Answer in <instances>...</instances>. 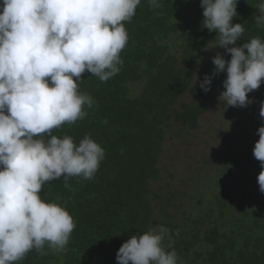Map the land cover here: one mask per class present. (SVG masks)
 <instances>
[{
	"label": "trees",
	"instance_id": "obj_1",
	"mask_svg": "<svg viewBox=\"0 0 264 264\" xmlns=\"http://www.w3.org/2000/svg\"><path fill=\"white\" fill-rule=\"evenodd\" d=\"M261 2L239 0L233 24H242L245 31L238 46L257 36L264 39V26L254 20ZM161 3V8L153 9L142 0L131 22H125L129 39L120 53L123 65L118 74L106 82L89 73L83 75L79 91L94 100L91 109L85 106L88 115L52 130V135H68L77 144L91 136L105 150L94 178L70 177V187H65L61 177L42 186L41 198L62 205L73 217L76 227L68 244L63 251H53L46 244L45 254L33 250L16 264H117L116 255L124 242L158 225L153 198L164 194L152 183L163 181L160 163L170 123L176 120L191 131L200 128L208 106L199 100L202 90L199 82L194 83L197 69L204 64L202 80L215 69L207 48L214 47L226 60L231 59L218 47V34L202 28L201 0ZM204 59L210 62L204 63ZM226 78L225 72L212 80L213 98L224 89ZM248 95L253 102L246 108L237 107L244 118L239 136L227 139L233 145L219 152L231 165L222 168L220 176L214 172L215 178L208 177L203 197H212L206 200L207 207L181 225L166 226L180 264H264V194L257 182L260 162L253 155L257 131L264 126L259 115L264 83ZM216 155L212 153L210 163ZM169 192L167 199L177 196L184 200L176 210L180 205L190 209L195 202L199 204L198 195ZM254 199L258 204L243 215L240 203Z\"/></svg>",
	"mask_w": 264,
	"mask_h": 264
},
{
	"label": "clouds",
	"instance_id": "obj_2",
	"mask_svg": "<svg viewBox=\"0 0 264 264\" xmlns=\"http://www.w3.org/2000/svg\"><path fill=\"white\" fill-rule=\"evenodd\" d=\"M146 2L153 9L163 6L161 0ZM141 3L142 0L0 3V264H16L33 250L45 254L46 244L53 251H63L68 244L76 227L73 217L62 205L45 202L40 196L42 186L61 177L65 187H70V177L94 178L105 150L91 136L77 144L68 135H52V130L84 119L88 115L85 106L93 107L91 95L78 88L85 73L102 82L119 73L123 65L120 53L129 39L125 22H131ZM238 3L239 0H201L202 28L218 34V47L225 49L231 59L226 60L221 53L208 59L215 69L211 76H203L200 87L205 93L211 91L215 76L226 72L225 91L218 99L228 107L246 108L253 102L248 94L264 83V39L257 36L237 45L245 31L242 24H233ZM257 10L255 23L264 26V0ZM213 48L206 50L210 54ZM259 115L264 118V101L260 102ZM45 135L50 138L45 139ZM257 135L253 155L260 162L257 182L264 194V126ZM162 199L153 198L158 225L124 242L116 255L117 264H180L166 227L173 223L169 216L174 211L166 209ZM207 205L200 197L199 204L190 208L194 218L195 212Z\"/></svg>",
	"mask_w": 264,
	"mask_h": 264
},
{
	"label": "rangeland",
	"instance_id": "obj_3",
	"mask_svg": "<svg viewBox=\"0 0 264 264\" xmlns=\"http://www.w3.org/2000/svg\"><path fill=\"white\" fill-rule=\"evenodd\" d=\"M218 53L216 48H213L208 55V59L216 56ZM203 64H200L197 69V74L194 83L200 86L201 74H203ZM202 90V96L199 100L207 103L208 112L200 119V128L196 131H191L176 120H173L171 129L167 133V143L165 150L161 156L160 168L163 173V181L160 185H155V189L164 196L162 205L166 209L173 212V217L170 219L173 223L187 222V218L193 213L186 206H181L176 210L180 201H184L182 197L174 196L172 199H167L165 196L172 193L180 194L185 191L187 195H198L205 202L212 195L205 194L204 188L210 183V177L215 178L220 176L222 168H229L230 163L224 162L219 155L220 150H225V147L232 146V143H227V139H233L239 136L240 124L244 123V118L237 107H228L226 102L220 101L218 98L221 93L212 97V91L205 93ZM244 135L245 130L242 131ZM222 133V134H221ZM232 133L231 135H229ZM213 152H217L214 162L210 163L209 158ZM215 172V176H214ZM252 174V170L247 173V176ZM173 175L175 178H171ZM175 179V180H173ZM177 190H173V189ZM186 199V197H185ZM258 199V197H257ZM258 200L244 201L240 203L242 214L253 205L258 204ZM197 204V202H195ZM182 212L185 215L182 216ZM167 216H163L165 220ZM180 219V221H179Z\"/></svg>",
	"mask_w": 264,
	"mask_h": 264
}]
</instances>
